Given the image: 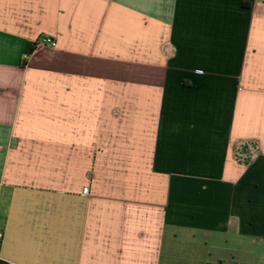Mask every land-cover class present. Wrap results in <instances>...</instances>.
Returning a JSON list of instances; mask_svg holds the SVG:
<instances>
[{"label":"crops","instance_id":"crops-1","mask_svg":"<svg viewBox=\"0 0 264 264\" xmlns=\"http://www.w3.org/2000/svg\"><path fill=\"white\" fill-rule=\"evenodd\" d=\"M0 230V264H264V0H0Z\"/></svg>","mask_w":264,"mask_h":264},{"label":"built area","instance_id":"built-area-1","mask_svg":"<svg viewBox=\"0 0 264 264\" xmlns=\"http://www.w3.org/2000/svg\"><path fill=\"white\" fill-rule=\"evenodd\" d=\"M41 44L42 45H46V46H51L53 48L56 47V43L53 42L50 38H44V39H42L41 40ZM88 191H89L88 188H86V189L83 190V193L84 194H87ZM3 239H4V232L2 230H0V246H1V243H2Z\"/></svg>","mask_w":264,"mask_h":264},{"label":"trees","instance_id":"trees-1","mask_svg":"<svg viewBox=\"0 0 264 264\" xmlns=\"http://www.w3.org/2000/svg\"><path fill=\"white\" fill-rule=\"evenodd\" d=\"M243 153H246L244 151V149L240 150V151H237V158L239 156V158L242 156ZM239 161H241V159H239ZM242 162L245 163V164H248L249 163V158H246V159H242Z\"/></svg>","mask_w":264,"mask_h":264}]
</instances>
